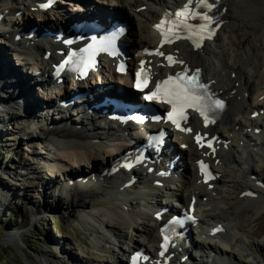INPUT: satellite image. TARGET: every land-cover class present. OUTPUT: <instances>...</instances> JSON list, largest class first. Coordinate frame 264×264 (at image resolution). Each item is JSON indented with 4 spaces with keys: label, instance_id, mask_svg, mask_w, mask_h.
Wrapping results in <instances>:
<instances>
[{
    "label": "bare ground",
    "instance_id": "1",
    "mask_svg": "<svg viewBox=\"0 0 264 264\" xmlns=\"http://www.w3.org/2000/svg\"><path fill=\"white\" fill-rule=\"evenodd\" d=\"M88 1H91L89 4V11L93 12V10H99L97 8L95 9V5L93 4L94 2L106 3L110 5L108 8L109 13H112L113 15L119 14V16L130 23L131 26L127 33L129 41L133 44L130 49H133L132 51L137 49L144 50L141 55L134 57L131 56L129 60L130 62L137 67L149 68L152 78H156L158 75L165 76L168 73H173L183 68L189 70L199 69L202 77L209 83L211 90L226 99V107L219 115L218 119L208 125L204 123L203 119L199 116V113L195 109H192L189 112L188 120L182 123L181 129L183 130L176 132L173 137V141L177 142L176 145L171 143L169 147H167L166 153H164V156L167 155V157H170V152L172 150L171 146H176L178 148L174 154V156L178 155V158L173 163L175 171L179 167L183 168L180 176L181 179H175L176 181L167 180L162 183L161 189L157 188V186L153 183L154 180H158V178L155 177L157 175L154 173H147L146 168H141L140 173L137 170L135 173L132 172V176L137 175V177L136 180L129 186L126 185V182H128L129 179L128 172H122V170H120L114 175H100L102 169L115 162L117 159V157H115L116 152L121 154L124 151L122 144L124 143V140L115 136L110 137L115 135V132L124 131V127L122 128L116 125L115 122L111 123L106 120L90 125L88 122L90 117L87 113L82 117H78L81 121H83L81 123L79 121H74L76 118H72L74 117V113L77 109H54L56 110L55 114L60 117L59 119L65 120L66 123L71 121L72 126L64 125L61 127L56 124L48 127L49 121L47 120L45 123L48 130L44 132L42 131L43 134H41L44 136L42 140H36L39 138L36 132H28L25 135L26 139L29 140L35 138L32 139L31 142L38 141L44 151V154H40V150L38 151L33 148H30L29 150L31 155L37 156L36 158H38L37 165L40 169L38 174L40 173V175L37 176V180H35L34 183L31 181L33 184L29 185L28 183L25 185V191H31L34 195L37 194L39 198H41L38 200V203H45L46 198L52 197L53 200L56 201L55 207L57 208L67 209L69 207L73 208L75 206H81L82 208L91 210V212H88L90 213L88 215L90 217L93 215L95 216L94 213L96 211H103L104 213L110 212L117 216L119 221L121 220V223H123L127 228H132V230H136L140 233V235H143V241H140L138 238L129 237L128 244L124 245L123 243L125 242L122 244L120 243L118 251L122 256L125 254L128 255L135 250L134 248H141L143 245L148 243L150 250L146 251L150 254L151 258L147 260L148 263L146 264H158L159 262H162V260L157 257L158 240L156 236V230L161 222H158L153 218L152 212L154 209L153 203L155 201L156 204H159L161 207L164 206L161 202L157 201V197L161 196V193H165L166 196L170 195L175 200H179L182 205L181 207L186 209L194 207L193 212L198 217V221L201 222L203 229H205L206 232H209V229L211 230L216 228L218 224L222 226V229L224 230L223 232L215 235L206 233L205 237L198 235V239L201 242L195 240V246L197 248L199 247L200 251L205 253L204 257L206 258L202 262L207 263V261L211 258L213 261L212 264H223L225 262L227 264L234 263L235 260H231L227 251L228 248H230V245H232L233 239L237 236L235 235L237 231H235L234 227L229 225V222L226 221L224 213H220L221 215H219L215 211H211L217 205L214 201L208 200L211 193L216 194L221 191L220 189L217 191L215 186L225 182V177H227L225 172L228 170H222L223 167L215 165L213 176L215 186L213 184V188L210 189L207 187V184L204 185L205 183L201 180L197 165V160L200 158H205L206 160L211 161L220 158V162L226 150L224 148L208 150L204 147L199 149L197 146L199 142L196 141V139L198 137L204 138L205 135H208L207 138L203 139L204 142L212 135H216L217 138H222V140L227 143L228 150L230 146L234 152H240L239 154H242V149L241 151H238L240 144L239 141L244 142L245 144L247 141L250 143L252 141V143H254L253 149H245L246 155L249 156L248 159H251V156H258L259 161L264 160V151L260 152L256 150L257 148H260V150L264 148V87H260L261 85H264V71H261L257 66V63L262 61L263 57H259V53L257 54L253 51L254 46L258 47L261 43L264 44V0H213V3L216 2L215 8H217L215 9V12L218 13L222 11L219 16V28L211 43L215 46V42L216 48L209 47V41H205L200 47H195L194 44H190L187 41H175L169 45L160 47L157 46L158 39L155 35L154 29L152 28L155 18L159 15L161 10L171 8L175 5L180 6L185 2V0H116L117 3L121 4V8L112 6L113 0ZM237 2L243 3V8L248 10L247 14L249 17L247 15L244 16L242 13H237L236 10L233 9L232 5H236ZM62 3L64 2L60 1L56 4L57 12L63 11ZM72 5L73 7L71 6V8H69L70 10L75 9L74 3ZM141 5H147L148 7L138 10ZM154 5L158 6V8ZM6 10H8L7 14L9 15H5V21L10 22L11 29H7V26L3 27L0 25V49L4 52L9 50L13 52V63L14 60H16L18 63L24 62V64L30 65L27 68L30 74L33 72L36 74V71H38V73L41 72L38 76H40V78L44 77L46 73L51 71V64L56 56L52 53L49 58L43 57L41 46L48 45L51 40L39 39L36 36L37 31H35L33 33L34 41H32V36L29 35L30 32L24 31L23 28L26 26H41L51 29L56 27L58 23L54 19L56 15L55 10L52 9L43 12L40 7L35 5L31 6L26 0H0V13ZM67 11L69 12V10ZM17 12L19 13L17 14ZM98 12L101 13L100 11ZM64 14L68 16L69 13L64 12ZM229 20L230 22H237L243 27L246 26L247 31L249 30L250 32L248 37L252 36L254 39L252 44H249L248 39L245 40L248 42H245L244 54L242 56H239L236 52L234 53L233 50H228L221 40L220 32L224 29V27H229ZM21 30L23 32L16 38V33ZM29 41L33 44L32 48L34 47V51L31 55L24 54L27 52L21 51L23 48L21 46H24V44ZM157 52H162L164 55H157ZM17 53L20 54L17 55ZM168 54H172L175 58V63L173 65L167 64ZM210 55H213L214 57H216V55L222 56L224 64L221 70L217 71L214 68L216 65V59L213 60V58H210ZM99 66H101V68H99L98 73H101L102 75L98 82H101L104 85V90L114 91L120 89V91H127V87L122 84L127 86L129 85V71L124 76H119L114 73L113 64H100ZM232 73H234V77L231 76ZM34 74L31 76L37 77V75ZM48 74H46V78L50 81V75ZM3 76L4 75L0 76V100L8 103H14V107L16 108L14 109L13 106H8V109H5L4 112H0V125H2V122L5 121V116H8V123L13 122L12 125L18 124V128L20 129L22 127L19 125L22 124L21 121H24L25 119L23 118L26 117L24 110L26 111L28 107L24 102H20L24 100H20L21 97L18 96H22L23 91L27 92L29 85L23 87L22 89L21 85H18V81L16 79H4ZM26 76L29 80L34 79V77H30V75ZM221 77H223L224 80H222ZM236 81H238V84H236ZM91 83L93 82L91 81ZM110 83H112L111 87L107 88L106 85ZM8 85L12 86L13 89L11 90ZM87 86L88 82L81 85L82 88ZM258 87H260V89ZM262 89L263 91H260ZM43 90H46V92H39L43 96L42 98L40 97L42 101L50 100L51 102L53 99L58 98L57 96L62 93L59 87H49ZM18 92H20V95L16 94ZM30 93L31 92H28L29 96ZM260 95H262L261 99H259V97H261ZM17 101L19 102L17 103ZM21 109H23V111H21ZM251 113H257V118L250 117ZM46 117H48L50 123L57 119L55 116L53 117L49 114H47ZM242 119H244V121ZM79 124L80 126H78ZM96 125L101 127L100 132L95 131L94 128ZM248 127H250L251 130L249 133H247L248 131L245 129ZM255 127H260L259 133L261 135V139L257 141L253 139V133L255 134V132H253V128ZM11 128L7 126L6 131ZM235 128L239 129L240 134L237 135L238 133L236 134V132H234L235 134L233 133L231 136H228L229 132H233ZM188 129L191 130L189 131ZM242 129H245L246 131L243 132ZM1 132L2 128L0 126V134ZM51 134H53V137ZM55 135L59 138L63 137V140L54 138ZM242 136L246 139L245 140L243 138L245 141L238 138ZM80 138H84V142L77 140ZM97 139L100 140L97 141ZM235 142H238V145L233 144ZM241 144L244 146L243 143ZM171 158L172 157L169 159ZM48 160H51L54 164L47 165ZM83 165H87L91 170H86L87 167L77 170ZM25 166V169H29L26 164ZM229 167L230 166L227 168ZM64 170L67 171L65 172L66 174L61 172ZM47 171H49V173H47ZM240 172L246 176L254 177L256 181H253L252 179L248 182L250 187H247L248 189L243 188L239 190L238 193L241 194L243 201H249V203L256 207L255 212L259 213L263 211L264 186L258 183L261 182V179L256 178L257 176L255 177L251 166L247 168L244 167ZM10 173H14V176L17 175L16 181L17 179H20V175L15 174L16 172L14 170H11ZM222 173H224L223 176ZM4 174L6 173L4 172ZM61 174H63V179L59 177ZM88 174H90V176L86 179ZM77 176H81L80 179H77ZM68 178L70 180H74V183L66 185L67 181L65 180ZM59 179L64 181L60 184V192H58L59 187L56 184L59 182ZM20 180L23 181L24 178ZM8 183L9 182H6V184L0 185V210L5 206V204L7 205L8 202L9 204L13 203V201L15 202L13 199H17L18 197V195L14 194L15 192L12 195L11 191L13 190L11 184ZM111 193L115 195V198L111 199L113 197H111ZM141 196H144V198ZM145 196L149 197L151 200L145 198ZM139 200L142 201L138 203ZM203 200H205L204 203H202ZM198 202L201 203L199 205H203V207H199ZM127 203L128 205H135V207L136 205H139V210L136 212L131 211L130 214H126L125 212L127 211L124 212L123 210L125 209L121 207V205L125 206ZM64 204L66 206H63ZM128 211L130 210L128 209ZM36 213L40 214L41 210ZM88 216L85 215L83 217L81 224H89L90 219ZM164 219H166V217H164ZM28 220L30 219H26V221L23 222V225L27 224ZM137 223H141V225L143 224L142 227H135V224ZM89 225L93 226V224ZM102 226L108 228L109 225L102 223ZM107 231L113 232L120 238L123 236V234L119 232V225H112V227H109ZM12 237V234H10L6 235L4 239L5 241H12ZM101 245V238L97 237V239L93 242V246L106 248L104 244L102 246ZM112 250L115 253L114 249ZM112 250L110 251L112 252ZM169 252H167L164 256H167ZM183 252L186 253V250ZM211 252H214L216 255L212 257ZM55 255H63L64 257L66 253L60 249V253L57 252ZM122 256L120 257L115 253V255L112 254V257H110L117 263V260L120 261ZM199 256H202L203 258L202 254ZM68 257L70 260L71 255L68 254ZM85 257L88 260L90 259L89 254ZM188 259L195 260L194 254L191 253ZM108 260L109 259H106V262H108ZM46 261L47 264H57L54 260ZM193 263L197 264L194 261ZM117 264H119V262ZM175 264L181 263H178V261L175 260Z\"/></svg>",
    "mask_w": 264,
    "mask_h": 264
},
{
    "label": "rangeland",
    "instance_id": "2",
    "mask_svg": "<svg viewBox=\"0 0 264 264\" xmlns=\"http://www.w3.org/2000/svg\"><path fill=\"white\" fill-rule=\"evenodd\" d=\"M66 3L65 5L62 4L63 10L65 12L67 10H69V12L73 11L69 8H71L74 1L67 0ZM75 5L77 7V4ZM234 5L235 4H233L232 7L237 13H242L244 16H248V10L243 8V3L237 2V4L235 6ZM154 6L158 8V6ZM147 7V5H141L139 9H145ZM229 24V27H224V29L220 32L221 40L228 50H233L234 53L236 52L239 56H242L244 54L245 42H248L245 40L248 39L249 44H252L254 39L252 36L248 37L250 32L249 30L247 31L246 26L243 27L241 24L233 21ZM211 43L212 40L209 41V47L216 48V43L214 42L215 46ZM255 47L256 46H254L253 51H255L257 54L259 53V57H263L262 61L257 63V66L261 71H264V44L261 43L260 46L256 48ZM210 58H213V60L216 59V65L214 68L217 71L221 70L224 64L222 56L216 55V57H214L213 55H210ZM231 76L234 77V73H232ZM221 78L224 80L223 77ZM236 82V84H238V81ZM260 87H264V85H261ZM260 87L258 88L260 89ZM263 89L260 91H263ZM260 96L261 97H259V99L262 98V95ZM42 97L43 96L41 95V98ZM252 114H250V117H253ZM254 118H257V115H255ZM242 120L244 121V119ZM9 124L7 126L12 128L0 134V185L9 182L8 184H11L13 190L11 193L15 192L14 194L18 195V197L16 196L17 199H13L15 202L13 201V203L10 204L8 202V204H5V206L0 210V264H47L46 260H54L57 264H114L115 262L113 259H111L112 254L115 255L116 253V255L120 257L122 256L118 251L120 243L122 244L125 242L123 244L127 245L129 237L138 238L140 241H143V235H140V233L136 230H132V228H127L123 223H121V220L119 221L117 216L110 212L104 213L103 211H96L94 213L95 216L93 215L94 217H90L88 216L90 214L88 212H91V210L82 208L81 206H75L73 208L69 207L67 209L55 207L56 201H54L52 197L46 198L45 203H38V200L41 198H39L37 194L34 195L31 191H25V185L28 183L29 185L33 184L35 180H37V176L40 175V173L38 174L40 171L37 165L38 158H36L37 156L31 155L29 152L30 148L37 149L38 151L40 150V154H44V151L41 148L42 146L38 143V141L25 143L29 140L25 137L27 132L35 131L36 128L32 124V126L27 125L23 130H20L18 128V124L12 125L13 122L12 124ZM46 130L48 129L45 127L43 132ZM41 131L40 133H37L39 138L36 140H42L44 137L42 135L43 132L41 134ZM234 131L236 134L238 133L237 135H239V129H235ZM234 131L231 133L229 132L228 136H231ZM247 131V133L251 131L249 127L247 128ZM255 134L253 133V139L255 141L261 139L260 133H258V135ZM51 136L53 137V134H51ZM54 138L59 137L55 135ZM59 139L63 140V137H60ZM222 141L223 143L220 144V146H226V151L223 154L221 161L219 162L220 158H217L210 162L213 170L215 169V165H218L223 167L222 170L226 169L228 171L225 172V175L227 176L225 177V182L215 186L214 180H211L217 191L218 189L221 190L219 193H211L209 195L208 200L214 201L217 205L215 206L216 209L214 208L211 211H215L219 215L224 213L226 215H224L226 221L229 222V225L234 227L235 231H237L235 234L237 236L235 239H233L230 248H228L229 253L227 251V254H229L231 260H235L234 263L230 264H264V209L259 213L255 212L256 207L249 203V201H243L241 194L238 193L239 190L243 188L248 189L247 187H250L248 185L249 181L252 179L253 181H256L254 177L246 176L240 172L244 167L247 168L251 166L253 168V174L255 177L257 176L256 178L261 179V182L258 183L264 186V160L259 161L258 156H251V159H248L249 156L246 155L245 149H253L254 146L249 147L245 145H252V141L251 143L247 141L246 144L242 142L244 146L239 141L240 148L238 147V151H241L242 149V154H239L240 152H234L230 146L228 150L227 143H225L224 140ZM233 144L238 145V142ZM18 148L23 149L24 151L20 152V154L17 153L18 156H15L14 150ZM263 149L260 150V148H257L256 150L261 152L264 151ZM25 151L30 154V156L27 153L25 154ZM25 164L29 169H25ZM49 164L52 165L54 163L51 160H48L47 165ZM228 166L230 167L227 168ZM86 167V170L90 169V167L87 165H83L77 170ZM11 170H14L16 172L15 174H19V178H24L25 181H21L20 179H17L16 181L17 175L14 176V173H10ZM4 172L6 174H4ZM61 172L64 174L67 171L64 170ZM47 173H49V171H47ZM63 174H61L59 177L62 178ZM223 175L224 173H222V176ZM62 179H59V182L56 183L59 187L58 192L61 191L60 184L64 182ZM69 180V178L65 180L67 181L66 185L74 183V180H70L71 182H69ZM157 188L161 189V185H158ZM162 194L163 195L159 196L158 198L159 202H166L167 196L165 193ZM145 198L151 200L147 196H145ZM141 201L142 200H139L138 203ZM204 202L205 200H203L202 203ZM199 204L201 203L198 202V205ZM38 206H40L41 209ZM63 206L66 205L64 204ZM201 206L203 207V205H199V207ZM121 207L125 209L123 210L124 212L127 211L125 212L126 214H130L131 211H138L140 206L136 205L135 207V205L132 206L128 205L127 203L125 206L121 205ZM128 209L130 211H128ZM40 210L41 213L37 214L36 212ZM85 215H87L90 219L89 224H93V226H90L89 224H81V220ZM26 219L30 220L27 221V224L23 225V222L26 221ZM102 223L109 225L108 228L112 227V225H119V232H121L123 236L120 238L113 232H108V228L103 227ZM140 225L141 223H137L135 224V227L141 228L143 224L141 226ZM16 232H20V235L15 236L14 234H16ZM10 234H12V239L14 241H5L4 237ZM97 237L101 238V243L102 245L104 244L106 248L93 246V242L95 239H97ZM144 246L148 247L146 244ZM60 249L63 250L67 256H56L55 254L57 252L60 253ZM112 249H114L115 253ZM110 250H112V252ZM68 254L71 255L70 260L68 259ZM88 254L90 256L89 260L85 257ZM201 254L203 255V258L202 256H199ZM204 256L205 253L202 251H200L199 254H195V262L197 264H210L209 260L207 263L202 262L206 258ZM106 259H109L108 262H106ZM225 264L227 263L225 262Z\"/></svg>",
    "mask_w": 264,
    "mask_h": 264
},
{
    "label": "snow or ice",
    "instance_id": "3",
    "mask_svg": "<svg viewBox=\"0 0 264 264\" xmlns=\"http://www.w3.org/2000/svg\"><path fill=\"white\" fill-rule=\"evenodd\" d=\"M192 5L193 0H187L185 6L175 13V20H171L166 16V19L162 20L161 23L157 25V28L161 29L162 35H164L165 42H171L167 36V32L181 27L190 33L187 37L189 39H192L193 36L197 35L203 39L204 33H207L208 38H211L213 32L210 29L211 25L214 23V19L208 13L212 11L214 4L209 3L208 0H196V8L207 9V11L203 13L192 10ZM189 18L199 19L202 23L194 26L187 23ZM166 22L169 24V27L164 29L163 25ZM177 38L180 37L177 36ZM193 43L196 47H200V44L196 40H193ZM156 54L164 55L162 52H157ZM167 59L170 63L175 62L171 56H168ZM65 63H68V61H65ZM137 75L139 76L140 73H137ZM138 86L146 87L147 82L145 81L143 85H140L138 82ZM156 98H163L165 102L172 105L173 110L172 112H169L168 118L171 119L173 123H177L175 119L176 113H179L181 118L186 119L184 116V110L186 108H193L198 111L207 123L208 112L214 111L215 109H222L224 107L221 100H211V97L207 93L206 85L199 81L198 71L192 76H188L186 71L183 73H177L175 77L169 76L167 80L157 83L155 91H153L147 99L151 100ZM177 126L179 127V124H177ZM188 130L190 131L191 129ZM197 140L199 142V137Z\"/></svg>",
    "mask_w": 264,
    "mask_h": 264
},
{
    "label": "water",
    "instance_id": "4",
    "mask_svg": "<svg viewBox=\"0 0 264 264\" xmlns=\"http://www.w3.org/2000/svg\"><path fill=\"white\" fill-rule=\"evenodd\" d=\"M0 25L2 26V23H1V21H0ZM1 57H2V61H3V63H4V61H5V59H4V55H1ZM7 60H9V62L12 64V59L10 58V54L9 53H7V57H5ZM3 63H1V65L3 64ZM2 75H4L3 76V78L5 79V78H9V77H7L5 74H4V72L2 71V69H1V66H0V76H2ZM21 85V88L23 89V87H25V85L23 84V83H20V82H18V85ZM8 86H10V85H8ZM10 89L12 90L13 89V87L12 86H10ZM28 92H31L30 93V96L28 95ZM16 94H18V95H20V92H18V93H16ZM18 97H21L20 98V100L22 99V100H24V101H20V102H24L25 104H26V106L28 107L27 108V110L25 111L24 110V113L26 114V117L25 118H23V119H25L24 121H21L22 122V124H20L19 126L20 127H22V128H20V130H23L27 125L28 126H32V124L34 125V127L36 128L35 129V131H29V132H36V133H39L41 130L43 131L44 129H45V127H46V120H48L49 122H48V127H51V125H58V126H61V127H63L64 125H66V126H72V122L70 121H68V119H67V123H66V121L65 120H63V119H59V118H57V119H55V120H53L51 123H50V120L48 119V117H46V112H45V110H43V107H44V105L43 104H40L39 102H40V100H39V96H38V93H37V89H32V88H28V91L27 92H24L23 91V94H22V96H18ZM16 100H18V99H16ZM15 100V101H16ZM14 102V101H13ZM19 101H17V103H18ZM46 103H48L47 101H45ZM19 104H21V103H19ZM8 106H13V108L15 109L16 107H14V103H8V102H6V101H3V100H0V112H4L5 111V109H8ZM21 111H23V109H21ZM51 116V115H50ZM28 117V118H27ZM54 117V116H53ZM22 119V120H23ZM20 122V123H21ZM1 123V122H0ZM3 124L2 125H0L1 126V128H2V132L1 133H3V132H5L6 131V127H7V125L9 124L8 123V116H5V121L4 122H2ZM12 124V123H11ZM10 125V124H9ZM32 128V127H31ZM19 130V131H20ZM38 132H37V131ZM42 131H41V133H42ZM28 133V132H27ZM26 134V133H25ZM25 134H23V135H25ZM23 137V136H22ZM21 137V138H22ZM20 139V138H19ZM32 141V139L31 140H28V141H26L25 143H28V142H31ZM24 150L23 149H20V148H18V149H16V150H14V153H15V156H18L17 155V153H19L20 154V152H23ZM27 152H25V154H26ZM28 154V153H27ZM30 156V155H29Z\"/></svg>",
    "mask_w": 264,
    "mask_h": 264
}]
</instances>
